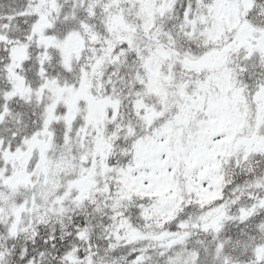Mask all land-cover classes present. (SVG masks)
<instances>
[{"label":"snow or ice","instance_id":"6c2138e0","mask_svg":"<svg viewBox=\"0 0 264 264\" xmlns=\"http://www.w3.org/2000/svg\"><path fill=\"white\" fill-rule=\"evenodd\" d=\"M0 264H264V0H0Z\"/></svg>","mask_w":264,"mask_h":264}]
</instances>
